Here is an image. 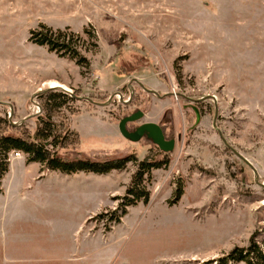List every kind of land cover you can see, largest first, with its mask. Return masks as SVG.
Segmentation results:
<instances>
[{"label":"rangeland","instance_id":"rangeland-1","mask_svg":"<svg viewBox=\"0 0 264 264\" xmlns=\"http://www.w3.org/2000/svg\"><path fill=\"white\" fill-rule=\"evenodd\" d=\"M43 26L72 40L84 65L37 44ZM51 81L77 96L54 120L80 137L65 158L170 166L144 184L149 202L117 221L135 162L66 174L12 153L0 264H248L229 254L252 242L264 252V0H0V118L34 132L38 94L62 90ZM204 98L198 121L187 105ZM138 110L129 130L156 123L173 152L121 135Z\"/></svg>","mask_w":264,"mask_h":264},{"label":"trees","instance_id":"trees-1","mask_svg":"<svg viewBox=\"0 0 264 264\" xmlns=\"http://www.w3.org/2000/svg\"><path fill=\"white\" fill-rule=\"evenodd\" d=\"M45 33L35 35V41L41 46H48L51 52L61 57L77 60V64L83 66L86 59L82 56L77 47L73 46L72 40L61 38L62 32H54L52 29L43 26ZM56 35V38H54ZM58 35V36H57ZM41 101L42 116L38 117V127L34 132L25 130V123L14 126L9 120L0 118V180L8 173L9 157L12 153H23L28 157L29 163H39L52 171H59L66 174L78 172L106 175L110 172L122 171L129 162H135L137 171L132 177L127 195L120 206L122 212L117 221L127 215L128 208L136 206L139 202L148 203L150 193L144 184L152 181L154 170L168 169L170 160L148 156L139 161L136 156H129L125 159H114L103 162H92L90 160H68L61 154V151H68V148L80 144L79 134L71 131L65 124H58L54 121L62 116V109L68 101H74L77 96L63 90L59 92L48 90L38 94ZM156 153L165 156L157 146L154 145ZM182 196V189L178 190L177 199ZM230 259L235 261H247L248 264H264V252L254 242L247 249H236L229 254Z\"/></svg>","mask_w":264,"mask_h":264},{"label":"water","instance_id":"water-1","mask_svg":"<svg viewBox=\"0 0 264 264\" xmlns=\"http://www.w3.org/2000/svg\"><path fill=\"white\" fill-rule=\"evenodd\" d=\"M141 87L148 93V94H153L156 95L157 97L161 98V96L154 90H149L147 88H145L143 85H141ZM205 100H207L206 98L202 99V100H191L193 103H197V102H204ZM91 101V100H89ZM196 115H197V119L198 121L200 120V114L199 111L196 109L195 110ZM219 116V108L216 105V112H215V122H214V129H216L220 136L223 138V135L221 133V131L219 130L220 128L217 127L216 121L217 118ZM145 117V113L141 110L136 111L135 113L124 117L119 124V131L121 133V135L128 141L133 142V143H138L143 139H147L149 141H151L155 146H157L162 152L164 153H171L175 150L176 148V140L172 139V140H167L166 136L164 134L163 129L161 128L160 125L156 124V123H144L140 126H138V128H136L135 131H130L128 128L129 124H133L136 122H139L140 120H142ZM223 141L225 144H227V142L225 141V139L223 138ZM236 155L242 159L244 162H246L249 166H251V164L242 156H240V154L236 153ZM251 168H253L251 166ZM255 175H256V179L258 178L257 175V171L253 168Z\"/></svg>","mask_w":264,"mask_h":264},{"label":"flooded vegetation","instance_id":"flooded-vegetation-1","mask_svg":"<svg viewBox=\"0 0 264 264\" xmlns=\"http://www.w3.org/2000/svg\"><path fill=\"white\" fill-rule=\"evenodd\" d=\"M133 101V98L131 99V102ZM202 104H203V102H197V103H193V102H190L188 105H187V107H189L190 109H192L194 112H195V110L197 109L198 111H199V114L201 115V109H200V107L202 106ZM196 113V112H195ZM137 128V127H136ZM136 128H134L132 131H135L136 130ZM162 128V127H161ZM163 129V128H162ZM163 131H164V134H165V136H166V139L167 140H172L173 138H169L167 135H166V130H164L163 129Z\"/></svg>","mask_w":264,"mask_h":264},{"label":"bare ground","instance_id":"bare-ground-1","mask_svg":"<svg viewBox=\"0 0 264 264\" xmlns=\"http://www.w3.org/2000/svg\"><path fill=\"white\" fill-rule=\"evenodd\" d=\"M50 85V88L52 89H62L64 90L65 92H68L69 88H67L65 85L57 82V81H51V83L49 84Z\"/></svg>","mask_w":264,"mask_h":264}]
</instances>
